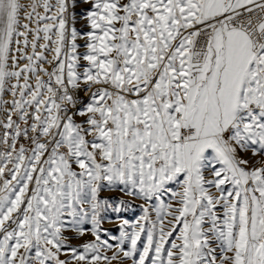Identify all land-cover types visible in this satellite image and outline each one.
Here are the masks:
<instances>
[{
    "label": "snow or ice",
    "instance_id": "obj_1",
    "mask_svg": "<svg viewBox=\"0 0 264 264\" xmlns=\"http://www.w3.org/2000/svg\"><path fill=\"white\" fill-rule=\"evenodd\" d=\"M0 264H264V0H0Z\"/></svg>",
    "mask_w": 264,
    "mask_h": 264
},
{
    "label": "rangeland",
    "instance_id": "obj_2",
    "mask_svg": "<svg viewBox=\"0 0 264 264\" xmlns=\"http://www.w3.org/2000/svg\"><path fill=\"white\" fill-rule=\"evenodd\" d=\"M136 203H139V202L137 201ZM139 214H140V210H139V208H133L132 210L126 212V213H125V216H126L127 218H129V219H132V218L138 216ZM105 226H106V227H114V226L111 225V224H106ZM117 234H118V233H117ZM72 243H74V244H78V243H81V241H79V240H74V241H72Z\"/></svg>",
    "mask_w": 264,
    "mask_h": 264
}]
</instances>
